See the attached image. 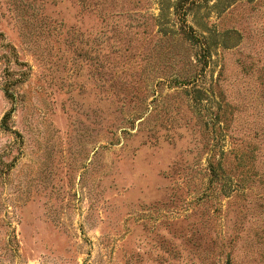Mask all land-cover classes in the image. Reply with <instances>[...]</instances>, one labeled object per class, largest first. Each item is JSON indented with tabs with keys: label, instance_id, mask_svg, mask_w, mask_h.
<instances>
[{
	"label": "rangeland",
	"instance_id": "obj_1",
	"mask_svg": "<svg viewBox=\"0 0 264 264\" xmlns=\"http://www.w3.org/2000/svg\"><path fill=\"white\" fill-rule=\"evenodd\" d=\"M229 263L264 264V0H0V264Z\"/></svg>",
	"mask_w": 264,
	"mask_h": 264
},
{
	"label": "trees",
	"instance_id": "obj_2",
	"mask_svg": "<svg viewBox=\"0 0 264 264\" xmlns=\"http://www.w3.org/2000/svg\"><path fill=\"white\" fill-rule=\"evenodd\" d=\"M10 94V93H9ZM230 264V263H229Z\"/></svg>",
	"mask_w": 264,
	"mask_h": 264
}]
</instances>
